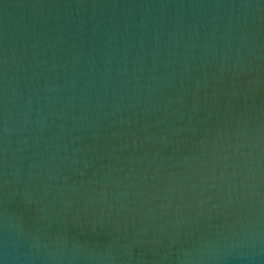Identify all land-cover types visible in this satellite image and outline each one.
Listing matches in <instances>:
<instances>
[{
	"label": "water",
	"instance_id": "1",
	"mask_svg": "<svg viewBox=\"0 0 264 264\" xmlns=\"http://www.w3.org/2000/svg\"><path fill=\"white\" fill-rule=\"evenodd\" d=\"M0 264H264V0H0Z\"/></svg>",
	"mask_w": 264,
	"mask_h": 264
}]
</instances>
